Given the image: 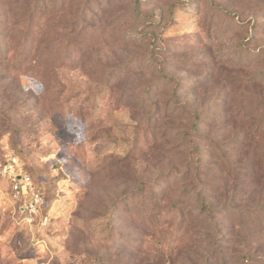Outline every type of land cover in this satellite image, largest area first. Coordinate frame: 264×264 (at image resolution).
Instances as JSON below:
<instances>
[{
  "label": "rangeland",
  "instance_id": "374dc122",
  "mask_svg": "<svg viewBox=\"0 0 264 264\" xmlns=\"http://www.w3.org/2000/svg\"><path fill=\"white\" fill-rule=\"evenodd\" d=\"M47 3L0 0V158L43 195L0 174V264H264V0H96L76 37Z\"/></svg>",
  "mask_w": 264,
  "mask_h": 264
},
{
  "label": "trees",
  "instance_id": "16d2710c",
  "mask_svg": "<svg viewBox=\"0 0 264 264\" xmlns=\"http://www.w3.org/2000/svg\"><path fill=\"white\" fill-rule=\"evenodd\" d=\"M51 1L53 3V5H52L53 10L56 9V6L58 4H66V0H51ZM92 1L96 4V0H78V4H80L81 6H83V8L81 9V11L80 10L76 11L77 13L76 12H74V14L71 13V18L69 19L70 20L69 21L70 22L69 29H70V32L73 33V36L74 37L78 36V34H80V32H81L80 29L79 30L76 29L78 27V25H83L86 22V20L88 19V16H90V15H88V13H89V11L91 9H93V7H89L88 4H90V2H92ZM34 2H35V4L42 3L44 10H47V7H48V5H47L48 3L47 2H49V0H34ZM32 12H34V11H32ZM91 17L94 18L96 16H91ZM28 61H29V59H25L23 61L24 62L23 65L25 66V64H27ZM20 62H22V61H20ZM126 64L128 65V63H125L124 65H126ZM109 76H110V74H107L106 79L104 81V85L105 86L109 85V83H108L109 82ZM165 78H166V76L165 75H162V77L160 79L161 80H164ZM152 88L153 87H151V85L149 84V85L143 87V90L145 91L146 94H148V93L151 92V89ZM188 116H190L191 119H195V121H196V118H197L196 112H190V113H188ZM193 124H197V123L196 122L195 123L193 122ZM187 139H188L187 137H183V139H182V141H181V143L179 145L181 148L185 149L187 146H195L198 149V146H199L198 143H196L195 141H193L191 139H189V141H186ZM200 159H201L200 157L199 158L198 157H190V159H189L190 161L189 162H190V164H194L196 166V168H198L199 167L198 162L200 161ZM257 176H258L257 169H255V168L252 167L251 168V172H250V178H254V177L257 178ZM249 180L250 179H248V181ZM260 180L262 181V179H260ZM10 187H11V185H10ZM36 188L39 191L41 189L40 185H38V184H36ZM200 200H201V204H202V208L200 209V211L209 212L211 214V217L210 218H211L212 227L216 228V225L217 224L214 221L215 218H216V214H215V210L216 209H214L211 206L212 201L205 200L203 197H201ZM209 229H211V228H209ZM215 247H218V244L215 245ZM211 255H214V254H211ZM211 257L213 258V257H215V255L214 256H211Z\"/></svg>",
  "mask_w": 264,
  "mask_h": 264
},
{
  "label": "built area",
  "instance_id": "2783aa9c",
  "mask_svg": "<svg viewBox=\"0 0 264 264\" xmlns=\"http://www.w3.org/2000/svg\"><path fill=\"white\" fill-rule=\"evenodd\" d=\"M0 174L9 181L14 197L22 203L21 208L30 215L36 214L43 203V195L16 155L8 153L0 158Z\"/></svg>",
  "mask_w": 264,
  "mask_h": 264
}]
</instances>
